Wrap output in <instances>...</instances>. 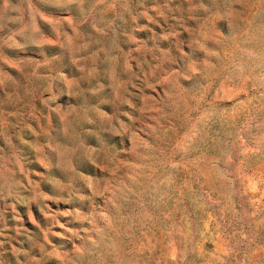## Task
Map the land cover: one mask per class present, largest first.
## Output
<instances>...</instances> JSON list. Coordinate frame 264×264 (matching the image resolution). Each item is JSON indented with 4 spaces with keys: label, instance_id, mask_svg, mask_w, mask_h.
I'll list each match as a JSON object with an SVG mask.
<instances>
[{
    "label": "rangeland",
    "instance_id": "374dc122",
    "mask_svg": "<svg viewBox=\"0 0 264 264\" xmlns=\"http://www.w3.org/2000/svg\"><path fill=\"white\" fill-rule=\"evenodd\" d=\"M0 264H264V0H0Z\"/></svg>",
    "mask_w": 264,
    "mask_h": 264
}]
</instances>
